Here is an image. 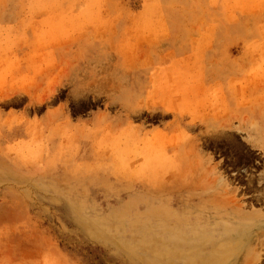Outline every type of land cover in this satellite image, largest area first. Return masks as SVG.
<instances>
[{"label": "rangeland", "instance_id": "obj_1", "mask_svg": "<svg viewBox=\"0 0 264 264\" xmlns=\"http://www.w3.org/2000/svg\"><path fill=\"white\" fill-rule=\"evenodd\" d=\"M263 217L264 0H0V264H264Z\"/></svg>", "mask_w": 264, "mask_h": 264}, {"label": "bare ground", "instance_id": "obj_2", "mask_svg": "<svg viewBox=\"0 0 264 264\" xmlns=\"http://www.w3.org/2000/svg\"><path fill=\"white\" fill-rule=\"evenodd\" d=\"M256 226V228L259 230H264V217L259 219L258 222H254V226ZM258 234L257 233H253V235H250L246 238V241L244 244H242L241 242V248L242 250L246 251L248 254H253L255 255V253L258 251V250H262V248L264 247V240H262V237L258 238L257 236ZM243 240L244 238L241 237ZM245 240V239H244ZM258 241V243H257ZM233 253V252H232ZM231 252H227V254L225 253H221V254H217L213 257H211V259H209L208 261H197V264H222L224 263L227 258L232 254ZM244 253V252H243Z\"/></svg>", "mask_w": 264, "mask_h": 264}]
</instances>
